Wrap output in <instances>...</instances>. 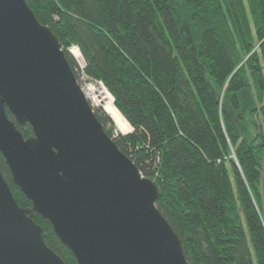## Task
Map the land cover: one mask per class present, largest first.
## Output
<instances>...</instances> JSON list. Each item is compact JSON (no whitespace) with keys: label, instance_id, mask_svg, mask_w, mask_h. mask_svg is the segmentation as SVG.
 <instances>
[{"label":"trees","instance_id":"1","mask_svg":"<svg viewBox=\"0 0 264 264\" xmlns=\"http://www.w3.org/2000/svg\"><path fill=\"white\" fill-rule=\"evenodd\" d=\"M76 77L101 83L128 132L106 134L160 187L188 264H264V0H25ZM6 114L14 120L8 110ZM24 138L31 129L21 130ZM115 133V134H114ZM0 172L19 207L31 202ZM44 243L77 264L47 220Z\"/></svg>","mask_w":264,"mask_h":264},{"label":"water","instance_id":"2","mask_svg":"<svg viewBox=\"0 0 264 264\" xmlns=\"http://www.w3.org/2000/svg\"><path fill=\"white\" fill-rule=\"evenodd\" d=\"M0 154L31 202L19 207L0 172V264H65L32 212L77 264H188L156 208L160 187L106 134L25 0H0Z\"/></svg>","mask_w":264,"mask_h":264},{"label":"rangeland","instance_id":"3","mask_svg":"<svg viewBox=\"0 0 264 264\" xmlns=\"http://www.w3.org/2000/svg\"><path fill=\"white\" fill-rule=\"evenodd\" d=\"M175 1V7L179 13V17H180V21H181V25L182 27H186V22L181 14V5H180V0H174ZM69 53L72 55L73 59L75 60L76 58L75 57H78V54L80 52L77 51V49L75 50V47H71L69 49ZM79 57H80V54H79ZM81 58V57H80ZM76 62V60H75ZM77 63V62H76ZM76 73V72H75ZM78 74L80 76H82V74H80L78 72ZM76 74V80L79 83V80L77 79V76L80 78V76ZM82 85L80 84V88L82 90H84V87L83 85L85 86V88H89V87H92L91 90H92V97L89 98L90 100H88L89 102V105L91 106V108L95 111L96 109H99L101 108L108 116L109 118L111 119V121L113 122V124L115 125V129H116V132L117 133H120L122 135L124 134H127L131 131V129H129L128 132L127 129H126V126L125 124L122 122V120L118 117V115L116 114V112L111 108V105H112V97L109 96V93L107 91H105L103 89V85H99V84H96L94 83L93 81H88V79L86 78H82ZM113 106V105H112ZM115 134V133H114Z\"/></svg>","mask_w":264,"mask_h":264},{"label":"built area","instance_id":"4","mask_svg":"<svg viewBox=\"0 0 264 264\" xmlns=\"http://www.w3.org/2000/svg\"><path fill=\"white\" fill-rule=\"evenodd\" d=\"M77 49V51L79 52V50H78V48H76L75 47V50ZM80 54V53H79ZM79 54H78V57H75L76 59V65H77V67H76V69H75V72H76V74L77 75H79L78 74V72L80 73V74H82V76H80V78L77 76V79L79 80V83L82 85V78H86L85 76H84V74H83V68H84V60H83V58H82V56H81V54H80V57H79ZM88 81H91V80H88ZM94 83H96V82H94ZM79 84V85H80ZM96 84H99V85H101V83H96ZM83 87H84V90H82V92L83 93H85L86 92V90H87V88H85V86L83 85ZM86 97V96H85ZM87 98V100H90L88 97H86Z\"/></svg>","mask_w":264,"mask_h":264},{"label":"bare ground","instance_id":"5","mask_svg":"<svg viewBox=\"0 0 264 264\" xmlns=\"http://www.w3.org/2000/svg\"><path fill=\"white\" fill-rule=\"evenodd\" d=\"M91 88L92 87H89V88H87V90H86V92L85 93H83L84 94V96H86V97H88V98H91L92 97V90H91ZM104 89V88H103ZM87 99V98H86ZM113 102V101H112Z\"/></svg>","mask_w":264,"mask_h":264}]
</instances>
